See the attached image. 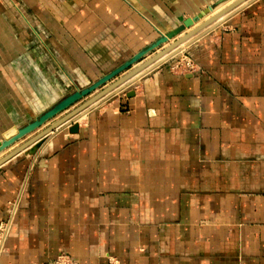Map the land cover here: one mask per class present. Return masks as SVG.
<instances>
[{"label": "crops", "instance_id": "crops-1", "mask_svg": "<svg viewBox=\"0 0 264 264\" xmlns=\"http://www.w3.org/2000/svg\"><path fill=\"white\" fill-rule=\"evenodd\" d=\"M218 1L0 0V140ZM76 124L0 164V264H264V0Z\"/></svg>", "mask_w": 264, "mask_h": 264}, {"label": "water", "instance_id": "water-1", "mask_svg": "<svg viewBox=\"0 0 264 264\" xmlns=\"http://www.w3.org/2000/svg\"><path fill=\"white\" fill-rule=\"evenodd\" d=\"M224 1L226 0H219L216 5L207 7L206 9H204L197 15L184 19L181 25L177 29L160 37L147 51H143L137 54L130 62L124 64L123 66L119 67L118 69L109 73L108 75H105L104 77H102L101 79H99L98 81L90 85L89 87H86L82 90L75 91L67 95L62 100H60L58 103L53 105L50 109L43 112L41 115L37 116L36 119L30 121L23 127L16 129L12 135L6 137L3 140H0V153L4 151L5 149L9 148L10 146H12L17 141L25 138L26 136L38 130L48 121L55 118L60 113L64 112L65 110H67L68 108L76 104L78 101L82 100L84 97L90 95L91 93L99 89L100 87L104 86L108 81L118 76L121 72H124L128 70L129 68H131V66L134 63L140 61L150 51L155 50L159 48L160 46L166 44L170 39H172L174 36H177L178 34L183 32L185 29L192 28V26L196 22H198L206 14L212 11L214 7H216L217 5H219L220 3ZM244 1H247V4L241 7L240 9H238L237 11L243 9L244 7H246L247 5H249L251 2L255 0H236L228 7L222 9L221 11H219L218 13H216L209 19L200 23L199 25H197L196 27H194L193 29H191L190 31L182 35L180 38L176 39L175 41H173L172 43H170L169 45H167L166 47L158 51L155 55H153L146 61L142 62L140 65H138L134 69H131L128 73L118 78L116 81L111 83L109 86L102 89L99 93L90 97L89 99L81 103L78 107H76L75 109H73L72 111H70L69 113H67L60 119H58L57 121L53 122L51 125H49L45 129L37 133L34 137L29 139L25 143L21 144L20 146H18L16 149H14L9 154H7L2 159H0V164L4 163L11 157L15 156L16 154L24 150H27L28 154H34L36 150L45 141L47 136L49 134H52L54 131H57L59 128L67 127L70 133H75L77 131V124H76V121L73 120V118L78 117L80 114L85 112L88 108H90L93 104L99 102L103 98H106L110 94L116 93L118 90H120V88H123L122 86H124V84H126L127 82H129V80H131L134 76H136V74H138L143 69L147 68L150 64L155 62L162 55L167 54L171 52L172 50L176 49L175 53L171 56V58L176 56L178 53L181 52V49H177L180 46V44H182L183 42L187 41L189 38L197 34L199 35H197L196 39L214 30L221 22H223L225 18L230 16V15H227L230 11H232L234 8H236L239 4H241ZM237 11H235L234 13H236ZM234 13H231V15ZM224 16H227V17H224ZM191 43L186 45L185 48L188 47ZM130 95H132V93L129 94L128 96Z\"/></svg>", "mask_w": 264, "mask_h": 264}, {"label": "built area", "instance_id": "built-area-1", "mask_svg": "<svg viewBox=\"0 0 264 264\" xmlns=\"http://www.w3.org/2000/svg\"><path fill=\"white\" fill-rule=\"evenodd\" d=\"M195 68L194 63L186 56L181 57L173 66V69L179 70L182 72H190ZM10 221L0 224V255L3 250V245ZM45 264H74L73 260L67 255L60 254L53 261ZM108 264H115L111 261H108Z\"/></svg>", "mask_w": 264, "mask_h": 264}, {"label": "bare ground", "instance_id": "bare-ground-1", "mask_svg": "<svg viewBox=\"0 0 264 264\" xmlns=\"http://www.w3.org/2000/svg\"><path fill=\"white\" fill-rule=\"evenodd\" d=\"M236 0H228V1H225V3L219 5V7H217L215 10H212L209 14H207L206 16H204L203 18H201L198 22H196L191 29H193L194 27H196L197 25H199L200 23L204 22L205 20L209 19L210 17H212L213 15H215L216 13H218L219 11H221L222 9L228 7L229 5H231L233 2H235ZM245 2L247 1H244L242 2L241 4H239L236 8H238L239 6H241L242 4H244ZM236 8H234L232 11H230L228 14L230 15L231 12H233ZM227 14V15H228ZM226 17V16H224ZM223 19V18H222ZM190 31V29L188 30ZM204 31V30H203ZM202 33V32H200ZM183 35V34H182ZM181 35V36H182ZM199 35V34H197ZM197 35L189 38L187 41L183 42L182 44H180V46L177 48V49H181V51L183 49H185V46L188 45L189 43L193 42ZM168 44V43H167ZM176 49L172 50L171 52L167 53V54H164L162 55L160 58H158L155 62H153L152 64H150L147 68L143 69L142 71H140L138 74H136V76H134L131 80L132 81H136L140 78V76L146 72V71H149L151 70L152 68H154L155 66H157L158 64H155L154 63H160V62H164L165 60H168L174 53H175ZM11 148V147H10ZM2 154V153H1ZM10 225V223H9ZM4 241V240H3Z\"/></svg>", "mask_w": 264, "mask_h": 264}, {"label": "rangeland", "instance_id": "rangeland-1", "mask_svg": "<svg viewBox=\"0 0 264 264\" xmlns=\"http://www.w3.org/2000/svg\"><path fill=\"white\" fill-rule=\"evenodd\" d=\"M226 1H228V0H226ZM223 3H225V1L222 2V3H220L219 5H221V4H223ZM216 4H217V3H215L214 5H216ZM246 4H247V2H245L244 4H242L241 6H239L238 8H236V9H235L233 12H231V13H234L235 11H237L238 9H240L241 7H243V6L246 5ZM219 5H217L216 7H214L212 10H215L217 7H219ZM210 12H211V11H210ZM210 12H209V13H210ZM209 13H208V14H209ZM231 13H230V14H231ZM206 15H207V14H206ZM206 15H205V16H206ZM228 15H229V14H228ZM226 17H227V16H226ZM223 19H224V18H223ZM167 43H168V42H167ZM167 43L165 44V47H166L167 45H169V44H167ZM162 46H163V45H162ZM162 46H160L159 48H162ZM155 50H156V49H155ZM157 50H158V48H157ZM159 50H160V49H159ZM152 51H153V50H152ZM170 58H171V57H170ZM165 61H166V60H165ZM160 63H162V62H160ZM160 63H154V65H155V64H158V65H159ZM132 82H134V81L129 80V82H127L126 84H124V86H122V87L124 88L125 86H127L128 84H131ZM120 89H121V88H120ZM86 97H87V96H86ZM86 97H84L83 99H85ZM83 99H82V100H83ZM80 101H81V100H80ZM80 101H78V102H80ZM78 102H77V103H78ZM95 104H96V103H95ZM93 105H94V104H93ZM93 105H92V106H93ZM77 118H79V116L76 117V118H73V120L76 121Z\"/></svg>", "mask_w": 264, "mask_h": 264}]
</instances>
